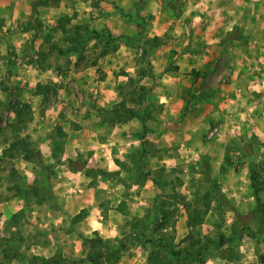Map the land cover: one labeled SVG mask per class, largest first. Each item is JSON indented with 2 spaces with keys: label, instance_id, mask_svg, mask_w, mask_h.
Returning a JSON list of instances; mask_svg holds the SVG:
<instances>
[{
  "label": "rangeland",
  "instance_id": "obj_1",
  "mask_svg": "<svg viewBox=\"0 0 264 264\" xmlns=\"http://www.w3.org/2000/svg\"><path fill=\"white\" fill-rule=\"evenodd\" d=\"M63 2L0 0V264H264V0Z\"/></svg>",
  "mask_w": 264,
  "mask_h": 264
},
{
  "label": "crops",
  "instance_id": "obj_2",
  "mask_svg": "<svg viewBox=\"0 0 264 264\" xmlns=\"http://www.w3.org/2000/svg\"><path fill=\"white\" fill-rule=\"evenodd\" d=\"M63 1H66V0H60V3L59 4H56L55 6H52V5H47V3H45V4H41V5H39V10H42V11H45L46 13H50V14H53L55 17L57 16H59L61 13H62V11H61V9L62 8H68V3H67V5H66V3L65 2H63ZM50 4V3H49ZM60 5V6H59ZM26 8H27V6H26ZM30 8V7H29ZM42 11H40V12H42ZM25 13H28V12H25ZM36 16H38V15H36ZM48 17L47 16H45V20L47 19ZM43 19H44V17H43ZM102 145H104V144H101V146H100V148L101 149H99L100 151L101 150H108V148H103L104 146H102ZM149 185H151L150 183H148V185H147V187H149ZM95 210L97 211V214H101L100 213V209H98V208H95ZM94 210V211H95ZM101 219V217L100 218H98V220H97V223H99V227H98V230H106V231H108V230H110V231H112L113 229H112V227H111V225L108 227V226H102L101 224H100V220ZM116 226V225H115ZM106 227H108V228H106ZM114 231V230H113Z\"/></svg>",
  "mask_w": 264,
  "mask_h": 264
},
{
  "label": "trees",
  "instance_id": "obj_3",
  "mask_svg": "<svg viewBox=\"0 0 264 264\" xmlns=\"http://www.w3.org/2000/svg\"><path fill=\"white\" fill-rule=\"evenodd\" d=\"M29 152H31L32 153V151L31 150H29ZM145 152H146V150H145ZM6 153V152H5ZM26 158V157H25ZM27 160H30L31 159V157L29 156V155H27V158H26ZM253 188H254V190H255V194L257 195V206H258V212L259 213H261V214H264V210L261 208L260 209V204H261V201H260V198L258 197V193H259V183H255V185H253ZM190 222H191V225H193L194 223H195V221L193 220V219H191L190 220ZM222 242H223V240H221ZM90 242H94L96 245H101V243H103V241L101 240V239H98V240H94V241H90ZM149 242H151V241H149ZM106 245V244H105ZM104 245V246H105ZM105 251L107 252V253H100V254H98L96 257L97 258H95V261L96 262H98V261H100V260H103V259H106L107 257H108V254H110L111 253V250L109 249V247L106 245L105 247ZM181 253H177V256H179ZM111 257H113V256H111ZM37 260V259H36ZM35 263H37V261H34ZM50 263H53V264H57V263H59V261H49V260H46V259H44V260H41V263L40 264H50Z\"/></svg>",
  "mask_w": 264,
  "mask_h": 264
}]
</instances>
